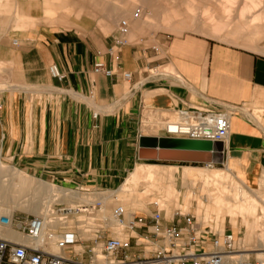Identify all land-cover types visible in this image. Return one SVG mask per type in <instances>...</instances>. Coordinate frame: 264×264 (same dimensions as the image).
<instances>
[{
	"label": "crops",
	"instance_id": "1",
	"mask_svg": "<svg viewBox=\"0 0 264 264\" xmlns=\"http://www.w3.org/2000/svg\"><path fill=\"white\" fill-rule=\"evenodd\" d=\"M117 37L116 30L105 33L98 23L38 26L1 37L0 86L5 88L0 89V168L5 176L57 186L53 192L78 204L102 200L104 206L93 216L66 220L82 236L88 219L110 215L113 194L121 195V205L133 213L151 195L178 193L179 171L187 188L200 178L203 167L191 166L195 163L139 159L141 136H166L144 129L146 124L163 125L166 115L180 108L235 106L230 135L216 162L247 188L264 187V54L195 33L160 37L156 46L147 38L130 42L127 37L117 45ZM96 62L113 74L94 72ZM53 64L63 79L50 75ZM152 67H165L168 74L151 76ZM189 196L186 190V201ZM153 198L150 203L160 200ZM149 210L138 213L148 217V227L133 234L142 244L153 238L150 216L156 208ZM209 215L206 222L218 228V218ZM176 221V212L162 213L160 226ZM236 243L247 252L262 247L257 241L253 248L245 233ZM131 249L129 255L139 254L143 245L133 243Z\"/></svg>",
	"mask_w": 264,
	"mask_h": 264
},
{
	"label": "rangeland",
	"instance_id": "2",
	"mask_svg": "<svg viewBox=\"0 0 264 264\" xmlns=\"http://www.w3.org/2000/svg\"><path fill=\"white\" fill-rule=\"evenodd\" d=\"M233 1L231 4L235 8L234 11L239 14V17L234 20L231 17L236 12L232 10L227 12L226 0H112V7L117 8L120 12L122 11L121 13L130 15V19L122 15L115 23H111L109 18L112 17L109 15L108 10L103 9L100 4H95L92 0H0V39L7 33L20 34L33 30L38 26L65 29L80 23L87 24L90 27L98 23L105 33L113 30L118 32L120 20L127 19L129 21V32L126 37L130 42L132 39L140 41L141 38H147L148 44L156 46L158 45L156 40L160 37L167 40L172 36L195 33L264 54V32L258 31V28L253 24L252 17V15L259 14L258 22L264 25V0H253L252 3L251 0ZM252 4L256 6L254 7ZM49 10L51 11L49 12ZM135 12L138 13L137 17H134ZM223 13L229 14L222 20H217V14ZM211 17L212 19H210ZM216 24L218 27H222L221 32L218 34L205 29L207 25L218 28ZM130 34L133 35L130 36ZM159 70H165V67H160ZM2 88L5 87L0 86V89ZM166 116L169 120L175 119L174 114ZM155 120L160 119L156 118ZM145 127L144 129L152 133L163 131L162 125H154V123L146 124ZM191 166L203 167L199 171L200 178L194 180L193 186L190 185L188 188L183 186L180 178L181 172L179 171L176 184H181V188L176 186L178 193L172 196L151 195L145 199L146 203L134 209V212L145 211L150 213L149 207L154 206L168 215L176 211L192 213L199 220L209 225H214V223L206 222L205 219L210 217L209 214L214 213L219 220L218 229L221 232L232 231L238 238H242L245 233V237L250 239L253 248L257 241L262 246L264 244V194L262 193L264 187L247 188L230 173L222 169L225 166L216 161L212 166L202 163L192 164ZM213 168H220V175L218 178L206 179V174L210 173ZM0 170L2 173L4 172L3 168H0ZM29 178L32 182L12 174L0 177V198L2 200L10 198L21 203L22 207L14 210L17 216L24 219L27 216L39 215L40 213L37 214L31 211V203L38 200L43 202L44 205H49L48 203H52L49 199L53 198V195L58 200L50 207L52 211H55L59 205L73 206L75 204L73 198L61 196L56 192L52 193L49 191L48 185L31 177ZM52 187L55 191L57 186ZM143 187L141 184L138 189ZM186 190H190L188 201L184 198ZM113 196L116 200L112 199L110 201V213L115 205H121L122 203L121 195L113 194ZM153 197H159L161 201L150 203L155 200ZM242 202L246 207L254 204L252 213L248 210L243 212L239 210L238 205ZM128 208L131 207L128 206ZM40 212L42 213V211ZM84 214L87 215L86 213H80L70 219L74 221ZM91 216L93 215L91 214ZM98 219L97 217L93 220L90 219L91 221L88 219V227L84 229L82 235L84 240L82 249L84 250L83 252L82 249L77 251L79 254L82 252L84 260L89 257V253L84 246L87 244L94 245L91 239L95 238V231L100 226ZM231 222L237 224V226H234ZM72 227H75V225L72 224ZM125 236L127 235L125 234ZM151 241L149 244L153 250L156 244L155 241ZM131 243L133 245V239ZM240 248L242 249V247ZM261 248H264V245ZM247 253L253 252L248 251ZM76 258H80V256L78 255ZM102 258L99 254L98 261L100 263L104 262ZM110 259L114 261V258Z\"/></svg>",
	"mask_w": 264,
	"mask_h": 264
},
{
	"label": "built area",
	"instance_id": "3",
	"mask_svg": "<svg viewBox=\"0 0 264 264\" xmlns=\"http://www.w3.org/2000/svg\"><path fill=\"white\" fill-rule=\"evenodd\" d=\"M137 16L138 13L135 12L134 17ZM128 32L129 21L120 20L115 43L125 44ZM159 68H149V75L156 77L168 74ZM94 72L106 76L113 74L112 69L101 62L94 64ZM49 73L59 80L64 78L55 64L49 67ZM124 77L129 78L130 73H124ZM235 111V106H227L222 110L207 105L180 108L174 110L175 119L164 120L162 128L165 135L170 137L225 143L230 135V118ZM223 152L224 147L221 153ZM53 196L49 199L52 203H47L52 218L58 219L57 222L72 221L70 218L80 213L94 215L104 206V202L97 199L92 205H59L52 211L50 207L58 200ZM176 215L178 221L175 224L161 228L162 212L156 209L150 216L153 238L142 244L133 234L138 228L148 227V217L136 212L128 213L122 205L117 204L112 208L110 216L99 217L100 226L95 231V238L91 239L94 245L84 246L89 253L88 259L84 260V240L76 226L58 223L54 228L48 227L44 233V219L41 215L23 219L14 212L1 213L0 228H11L22 234L27 242L17 243L0 236V264H112L110 258H114L119 264H141L147 261L152 264H264V250L246 254L240 250L236 243L239 238L232 231L221 232L215 227V222L210 221L214 225L205 224L192 213L176 211ZM132 239L135 245H143V250L131 256L129 252L133 246ZM49 240H54L62 254H53L47 250ZM151 240L156 244L153 250L149 244ZM75 245L81 247V254L75 250ZM98 253L103 257V263L98 261ZM78 255L80 258H76Z\"/></svg>",
	"mask_w": 264,
	"mask_h": 264
},
{
	"label": "bare ground",
	"instance_id": "4",
	"mask_svg": "<svg viewBox=\"0 0 264 264\" xmlns=\"http://www.w3.org/2000/svg\"><path fill=\"white\" fill-rule=\"evenodd\" d=\"M93 2H95V4H100L102 6L103 9H106L108 10L109 12V15L117 20L120 16H125L127 18L130 19V15H128L127 13H121L120 11H118L117 8L115 7H112L113 5L112 4V0H92ZM253 0H251V3H252ZM232 2H234L233 0H226V9H227V12L229 11H233V12H236L234 11L235 8L232 6ZM255 3V2H253ZM253 5V4H252ZM254 6V5H253ZM256 6V5H255ZM254 6V7H255ZM252 7V6H250ZM53 7L51 6V9ZM119 8V6H118ZM122 8V7H121ZM117 9V10H116ZM123 9V8H122ZM125 9V8H124ZM249 9V8H248ZM51 10H49L50 12ZM48 12V13H49ZM126 12V11H125ZM47 13V12H46ZM227 14L229 13H223V14H217V20H222L223 18L227 17ZM231 16V15H230ZM230 16H228L230 18ZM260 15L259 14H256V15H252L253 17V24L258 28V31L259 32H264V25H261L258 21H259V17ZM239 17V14L236 12L232 15L231 19L234 20L236 18ZM212 19V17L210 18ZM133 21V20H132ZM219 22V21H218ZM221 23V22H220ZM240 23V22H238ZM237 23V25H238ZM242 23V22H241ZM133 25V24H132ZM201 25V24H200ZM217 25V24H216ZM233 25V24H232ZM236 25V24H235ZM243 26V23L241 24ZM225 26V25H224ZM201 27V26H200ZM203 27V26H202ZM218 27V25H217ZM205 28V27H204ZM239 28V27H237ZM206 30H210L212 33H215V34H218L219 32H221L222 30V27H213V26H210V25H207ZM241 29V27H240ZM204 31V30H203ZM210 34V33H209ZM221 173V169L220 168H213L210 173H207L206 174V179H210L211 177L212 178H218V176L220 175ZM4 177L5 174L4 172L2 173V171L0 170V177ZM49 187V191L50 192H53L54 189L52 186H48ZM6 195V193H5ZM17 195V194H16ZM15 195V197H16ZM6 197V196H5ZM24 206V205H23ZM21 203L20 202H16L14 201L13 199H7V200H2L0 198V214L1 213H9V214H12L14 212L15 209L17 208H21ZM238 208L239 210H241V212H243L244 210H248L252 213V211L254 210V204H251L249 205L248 207H246V205L242 202L241 204L238 205ZM30 209L32 212L34 213H40L39 215L43 216V219H44V233H45V230L49 227V228H54L56 227V225H58V223L60 224H66V220H64L63 222H57L58 219H53L52 216H51V213H50V210L48 208V205H44L43 202H40L38 200H35L31 203V206H30ZM42 211V213L40 212ZM0 236H2L3 238L5 239H8L10 241H14V242H17V243H20V242H27L26 238L22 235V234H19L15 231H13L11 228H0ZM264 245V244H263ZM262 245V246H263ZM47 250L50 252V253H53V254H60V253H57L56 251H60L58 249V247L55 245V242L54 240H49L48 241V247H47ZM241 250V249H240ZM264 248H261L259 250H255L256 253H260L261 251H263ZM243 252H245L246 254H249L247 253L246 250H241ZM61 252V251H60ZM249 252H253V251H249ZM111 263L112 264H119V263H114V261L111 260ZM141 264H152V262L150 261H147V262H144V263H141Z\"/></svg>",
	"mask_w": 264,
	"mask_h": 264
},
{
	"label": "water",
	"instance_id": "5",
	"mask_svg": "<svg viewBox=\"0 0 264 264\" xmlns=\"http://www.w3.org/2000/svg\"><path fill=\"white\" fill-rule=\"evenodd\" d=\"M222 142L170 136H141L138 158L155 162L208 164L222 152Z\"/></svg>",
	"mask_w": 264,
	"mask_h": 264
},
{
	"label": "trees",
	"instance_id": "6",
	"mask_svg": "<svg viewBox=\"0 0 264 264\" xmlns=\"http://www.w3.org/2000/svg\"><path fill=\"white\" fill-rule=\"evenodd\" d=\"M150 163H158V164H167L166 162H155V161H149ZM180 164H185V163H180ZM196 164V163H195ZM194 164V165H195Z\"/></svg>",
	"mask_w": 264,
	"mask_h": 264
}]
</instances>
